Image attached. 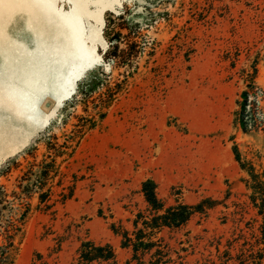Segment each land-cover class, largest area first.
<instances>
[{
	"label": "rangeland",
	"instance_id": "374dc122",
	"mask_svg": "<svg viewBox=\"0 0 264 264\" xmlns=\"http://www.w3.org/2000/svg\"><path fill=\"white\" fill-rule=\"evenodd\" d=\"M57 7L28 9L31 23L0 44V186L20 191L55 162L54 206L33 193L15 264H76L85 239L116 253L92 264H264V131L235 122L248 84L264 91V0ZM147 179L166 207L202 209L155 230L137 258L111 226L132 233L150 214Z\"/></svg>",
	"mask_w": 264,
	"mask_h": 264
},
{
	"label": "trees",
	"instance_id": "16d2710c",
	"mask_svg": "<svg viewBox=\"0 0 264 264\" xmlns=\"http://www.w3.org/2000/svg\"><path fill=\"white\" fill-rule=\"evenodd\" d=\"M108 54L121 59H128L132 55L130 53L121 55L117 50ZM259 94L264 100V91L258 90L254 83L248 84L247 89L241 93V100L238 102L240 109L236 111L235 122L240 125L244 132L260 128L264 131V105L258 99ZM234 154L236 160L244 167L237 147L234 148ZM53 169H55L54 161L46 163L38 171L37 179L25 185L23 181H27L29 178L25 177L27 175L23 176L22 182L18 184L20 191L14 190L12 193H8L4 186H0V236L2 237L0 264H15L18 250L16 239L22 235L23 226L31 213L33 193L39 194V203L44 205L43 209L48 210L54 206V202H49L51 190H45L49 179L52 178ZM141 192L148 203L150 214L146 215L142 211L137 213L133 220L134 230L132 233L122 225L113 223L111 226L112 231L121 236L122 246L132 248L137 258L139 255H145L156 245V242L152 240L155 230L162 226L182 227L188 223L198 209H202L201 204L193 207L185 203L166 207L165 201L158 196L156 184L152 179L143 182ZM72 195V190L68 194H63V200L71 198ZM9 196H12L13 199L10 200ZM16 200L18 203L17 206H14ZM158 212H162V214H157ZM115 259L116 253L111 244L96 243L91 239H85L79 247L76 264L111 262Z\"/></svg>",
	"mask_w": 264,
	"mask_h": 264
},
{
	"label": "snow or ice",
	"instance_id": "6c2138e0",
	"mask_svg": "<svg viewBox=\"0 0 264 264\" xmlns=\"http://www.w3.org/2000/svg\"><path fill=\"white\" fill-rule=\"evenodd\" d=\"M62 2L63 0H0V44H2L5 30L10 34H15L17 31L24 29L26 24L31 23L30 17L34 13H30L28 9H48L59 13L61 10L57 5ZM69 2L82 6L87 3V0H69ZM70 21L76 24L80 22L75 15L70 17ZM27 31L29 34L26 37L25 55L30 50H34L35 47L32 43L31 29H27ZM13 52L15 54V49ZM95 59L93 57L87 66H92ZM69 84H71V81H69Z\"/></svg>",
	"mask_w": 264,
	"mask_h": 264
}]
</instances>
